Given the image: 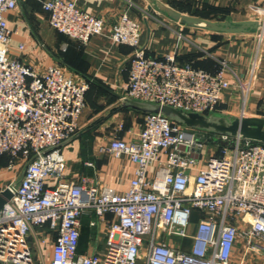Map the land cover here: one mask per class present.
<instances>
[{"label":"built area","instance_id":"2783aa9c","mask_svg":"<svg viewBox=\"0 0 264 264\" xmlns=\"http://www.w3.org/2000/svg\"><path fill=\"white\" fill-rule=\"evenodd\" d=\"M20 1L0 0V157H9L7 172L24 169L6 186L14 196L0 210V264H36L29 239L43 252L50 234V264H242L249 254H264V144L147 113L129 137L120 125L100 147L101 154L133 164L126 191L69 174L62 148L79 131L90 83L74 80L58 64L39 70L12 54L8 16ZM35 1L50 26L74 41L86 45L105 33V18L77 0ZM256 20L264 23V17ZM258 36L263 39L264 29ZM109 38L134 49L121 105L138 101L233 115L221 105L240 93L237 116H251L252 78H241L228 60H218L211 72L181 63L176 50L149 57L143 27L128 11ZM90 213L104 244L81 254L83 217Z\"/></svg>","mask_w":264,"mask_h":264},{"label":"crops","instance_id":"0c3cea01","mask_svg":"<svg viewBox=\"0 0 264 264\" xmlns=\"http://www.w3.org/2000/svg\"><path fill=\"white\" fill-rule=\"evenodd\" d=\"M77 2L85 11L102 16L106 21L105 33L86 45L54 30L49 24L48 14L35 0H21L17 11L8 16L14 56L25 58L29 65L39 70L58 64L69 77L91 85L86 95V108L79 120V131L62 148L71 176L83 173L95 177L100 184L124 192L134 173L129 160L113 159L100 152V147L112 138L120 125L124 126L121 135L129 137V131H137L139 123H142L139 121L141 111L132 108L114 111L121 105L119 90L128 81L127 69L134 54L132 47L114 43L109 38L113 25L125 11L141 23L142 42L149 57L162 58L176 50L180 62H190L208 71H215L217 61L226 59L243 79H247L251 66L257 62V80L248 95L247 113L264 118V37L259 39L258 32L221 34L190 28L160 15L148 0ZM163 3L184 14L203 17L204 12L211 10L210 17L225 15V20L233 21H237L236 13H239L236 14L238 17L249 12L262 13L264 7V0H163ZM179 34L183 37L180 41ZM21 45L25 46L24 51ZM241 98L240 93L227 98L221 105L222 111L240 115ZM16 172L17 175L7 172L0 160V190L17 182L23 175L22 164ZM14 176L17 179L13 180ZM95 219L93 213L83 217L81 254H92L102 249L104 242L97 229L91 226ZM46 234L49 235L48 232ZM49 238V244L40 252L35 247V238L30 237L36 264H50L55 236L50 234ZM242 264H264V254H249Z\"/></svg>","mask_w":264,"mask_h":264},{"label":"water","instance_id":"95a60500","mask_svg":"<svg viewBox=\"0 0 264 264\" xmlns=\"http://www.w3.org/2000/svg\"><path fill=\"white\" fill-rule=\"evenodd\" d=\"M155 10L167 19L178 22L190 28H199L214 33L221 34H243L250 32H260L264 29V23L257 20L233 21H214L181 13L159 0H148ZM126 108L136 109L145 114L162 113L172 120L186 125L189 128H195L210 132L216 135L237 136L244 139L264 144V118L258 116L239 117L235 115H224L213 113L202 115L199 113L186 112L174 109L168 106L158 104H148L138 101H127L120 105L114 111H120ZM14 194L12 188H6L0 191V210L8 203Z\"/></svg>","mask_w":264,"mask_h":264},{"label":"rangeland","instance_id":"374dc122","mask_svg":"<svg viewBox=\"0 0 264 264\" xmlns=\"http://www.w3.org/2000/svg\"><path fill=\"white\" fill-rule=\"evenodd\" d=\"M263 10H264V7H263ZM263 12V11H262ZM158 13V12H157ZM160 15H161V13H159ZM236 14H238L239 15V13H236ZM235 14V16H237L236 18H235V20H237V21H242L243 20V18H245V19H247V20H256V18L257 17H264V13H252V12H249V14L247 15V14H244V15H242V16H244V17H242V16H240V17H238V15H236ZM158 15V14H157ZM163 16V15H162ZM207 16V15H206ZM165 17V16H164ZM225 15H217V14H214L212 17H210V18H212V20H219V21H224L225 20ZM229 37H231V36H229ZM233 37V36H232ZM259 53H260V51H259ZM258 63L257 62H255L252 66H251V69L249 70V72H248V75H247V78H252V86H254V83H255V81L257 80V67H258ZM139 113V112H138ZM140 115V118H139V121H143V119H144V116H145V113H140L139 114ZM140 124V123H139ZM139 126V125H138Z\"/></svg>","mask_w":264,"mask_h":264},{"label":"trees","instance_id":"16d2710c","mask_svg":"<svg viewBox=\"0 0 264 264\" xmlns=\"http://www.w3.org/2000/svg\"><path fill=\"white\" fill-rule=\"evenodd\" d=\"M210 12H212V11L209 10L208 12H204L203 13V17H200V18L211 20L210 19V14H211ZM181 63H190V62H181ZM195 67H197V66H195ZM198 68H202V67H198ZM211 72H214V71H211ZM90 88H91V85H90ZM255 143H258V142H255ZM0 160L2 161V163L4 164V166L6 167V165L8 164L9 157L8 156H2V157H0Z\"/></svg>","mask_w":264,"mask_h":264}]
</instances>
